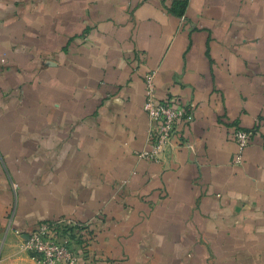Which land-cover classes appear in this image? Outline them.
I'll use <instances>...</instances> for the list:
<instances>
[{
	"label": "crops",
	"instance_id": "1",
	"mask_svg": "<svg viewBox=\"0 0 264 264\" xmlns=\"http://www.w3.org/2000/svg\"><path fill=\"white\" fill-rule=\"evenodd\" d=\"M152 70L196 104L160 161ZM59 216L93 264H264V0H0V264Z\"/></svg>",
	"mask_w": 264,
	"mask_h": 264
},
{
	"label": "built area",
	"instance_id": "2",
	"mask_svg": "<svg viewBox=\"0 0 264 264\" xmlns=\"http://www.w3.org/2000/svg\"><path fill=\"white\" fill-rule=\"evenodd\" d=\"M155 71L144 76V111L151 126L148 132L149 147L137 151L141 158L160 161L174 146L180 126L195 119L196 104L175 96L159 98L156 93ZM253 132L235 126L232 137L237 144L236 163L243 161L246 147ZM21 248L35 258L38 264H93L90 253L93 232L89 221L59 216L39 222L32 230L22 233Z\"/></svg>",
	"mask_w": 264,
	"mask_h": 264
}]
</instances>
